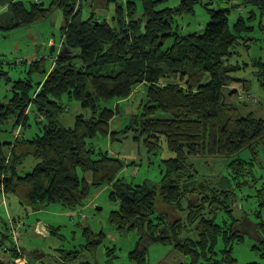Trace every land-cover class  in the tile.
Here are the masks:
<instances>
[{
  "label": "trees",
  "instance_id": "1",
  "mask_svg": "<svg viewBox=\"0 0 264 264\" xmlns=\"http://www.w3.org/2000/svg\"><path fill=\"white\" fill-rule=\"evenodd\" d=\"M98 1L51 0L45 8L40 0L28 5L0 0L2 31L30 27L58 8L64 16L62 38L53 44L55 54L28 62L23 79L13 81L0 71V81L5 79L11 92L9 99H0V136L12 134L10 142L0 141V200L12 195L23 208L59 204L74 211L83 207L89 186H109L110 200L116 204L110 224L120 232L140 234L130 255L135 264H144L148 247L155 243L171 245L188 258L181 264H236L232 244L242 240L233 229L236 221L225 230L207 216L232 213L229 179L221 176L218 183H209L196 169L195 159L229 158L249 150L252 162L258 148L264 153V119L243 115L229 96L232 84L244 82L232 76L241 69L230 64L233 49L240 42L248 49L258 40L249 34L264 30V23L253 27L248 21L257 15L264 18V0H243L239 9L248 8L249 16H238L233 26L229 9H209V22L200 32L186 35L178 32L175 19L191 15L199 0H181L177 7L160 11L155 10L158 2L144 0L141 17L134 0L124 8L118 2L113 14L104 12L112 0L102 3L104 7H97ZM252 67L264 90V60L254 59ZM138 86L146 88L139 115L121 132L111 133L109 123L119 110L118 105L115 110L106 105L129 99ZM64 98L78 102L89 116L80 114L71 128L62 126ZM157 113L170 118L156 119ZM31 118L38 131L30 128ZM128 133L142 140L148 153L156 152L162 139L166 142L172 156L163 161L157 184L128 183L120 176L124 161L94 144L98 136L112 143ZM27 158L36 163L22 174ZM246 164L225 162L228 176L242 175ZM80 172L91 174V184ZM157 202L167 210L185 212L184 220L171 221L167 210L156 209ZM189 225L196 241L181 236ZM13 232L18 235L16 220L0 225V264L24 257L12 240ZM83 233L86 250L94 253L100 236L87 229ZM261 245L256 249L264 258V242Z\"/></svg>",
  "mask_w": 264,
  "mask_h": 264
},
{
  "label": "rangeland",
  "instance_id": "2",
  "mask_svg": "<svg viewBox=\"0 0 264 264\" xmlns=\"http://www.w3.org/2000/svg\"><path fill=\"white\" fill-rule=\"evenodd\" d=\"M26 5L34 0H21ZM51 0H40L45 8L49 7ZM103 1V2H102ZM100 0L97 7H102L106 0ZM120 1L122 8L127 6L128 1L133 0H112L111 4L104 10L113 14L117 3ZM138 17L143 12V1L134 0ZM156 1L155 10L160 11L168 8H175L181 0H152ZM243 0H199L193 8L191 15L176 17L175 26L182 35L200 31L210 20L209 9H229V25L233 26L238 16L247 18L248 8L239 9ZM104 7V6H103ZM87 9L83 10L81 17L85 18ZM260 22L264 23V18L257 15L252 21H248V26L257 27ZM64 16L62 9H56L42 22L30 27H21L9 32L0 30V71H5L11 80L16 81L26 76L28 62L34 59L47 58L51 54L48 42L55 41L56 45L62 38V26ZM257 38L251 43L248 49L244 48L240 42L233 49L231 65H238L241 69L233 73L232 76L244 82L235 83L230 86V90L235 91L232 96L243 115L251 114L256 118L264 119V90L260 87L254 76L252 61L257 58L264 60V30L251 32L249 34ZM39 79L38 76L33 80ZM5 79L0 81V99H9L11 96L10 86H6ZM247 87V89H246ZM144 86L137 88L130 98L125 102L110 103L108 108L115 110L118 105L119 113L109 123L111 133L121 132L127 127L134 116L139 115L140 107L145 102ZM243 102L245 103L243 105ZM66 112L60 117L61 125L71 128L75 117L82 114L88 117L89 112L83 111L79 103L75 100L63 99ZM244 106L245 111H243ZM250 105V106H249ZM249 106V108H248ZM156 119H169L168 115L157 113ZM30 128L38 131L33 118L29 119ZM29 135V132L26 133ZM128 133L126 138L110 142L108 137L98 136L94 141L96 148L107 152L108 155L116 156L124 161V169L120 176L128 183L141 185L145 182L157 184L161 179L163 161L172 156L167 149L166 142L162 139L160 147L156 152L148 153L142 140L133 141ZM122 137V136H121ZM12 134H2L1 142H10ZM251 153L249 150L242 151L233 157H199L195 159L196 169L208 177L209 183H218L221 176L229 179L227 190L231 197L228 205L232 213L216 211L209 217L215 218V224L220 225L225 230L230 224L236 221L233 229L239 232L242 237L238 243L232 244V257L236 264H264V258L260 250L264 242V153L258 148L257 159L250 162ZM240 160L246 162L244 171L246 174L229 175L225 168V162ZM36 161L27 158L21 170L22 174L29 172ZM80 177L91 184V174L80 172ZM256 179L253 183L252 180ZM210 187H214L210 185ZM263 190V192H261ZM111 187L104 186L93 188L89 186L88 195L83 207L74 211L64 209L59 204L48 205L39 209L23 208L18 204L17 198L12 195L5 196L0 200V225L7 224L12 218H17V245L24 251V257L10 259L9 264H135L130 259L131 253L137 248L140 234L138 231L120 232L109 222V216L116 209V204L110 200ZM262 193V195H260ZM4 204V205H3ZM185 207V206H184ZM156 209L165 211L164 206L156 203ZM165 209V210H164ZM169 219L177 221L184 220L186 213L175 210H167ZM44 228V233H37L38 227ZM189 228V230H188ZM89 230L92 234L101 238L100 244L95 246L94 253L86 250L87 239L83 233ZM181 236L196 241L197 233L189 225ZM5 244L10 247V243L5 240ZM222 245H219L221 248ZM218 250V249H217ZM26 261H25V260ZM5 262L8 263L5 257ZM188 258L178 253L171 245L155 243L148 247L145 254L144 264H181L187 263Z\"/></svg>",
  "mask_w": 264,
  "mask_h": 264
},
{
  "label": "crops",
  "instance_id": "3",
  "mask_svg": "<svg viewBox=\"0 0 264 264\" xmlns=\"http://www.w3.org/2000/svg\"><path fill=\"white\" fill-rule=\"evenodd\" d=\"M119 2H120V1H119ZM54 42H55V41L50 40V41L48 42V46H49L50 48L53 47ZM238 84H239V83H238ZM139 87H141V86L136 87V88L134 89V91H135L137 88H139ZM134 91H133V93H134ZM133 93H132V94H133ZM236 96H237V95H236ZM236 96H234V99L232 98V102H233V103H235L234 100L236 99ZM230 97H231V96H230ZM237 97L241 98L239 95H238ZM127 100H128V99H126V101H127ZM121 102H125V100H124V101H121ZM119 103H120V102H119ZM244 104H245V103L243 102V105H244ZM243 105H242V107L244 108ZM249 106H250V105H249ZM249 106H248V108H249ZM245 109H246V108H244L243 111H245ZM126 135H127V134H126ZM126 135L124 136V139L126 138ZM131 138H132L133 141H135V140H134V135H133V134L131 135ZM121 160H122V159H121ZM17 202H18V200H17ZM3 203H4V202H3ZM18 204H19V202H18ZM16 219H17V218H12V221H13V220H16ZM12 225H13V224H12ZM40 226H41V225H40ZM40 226H39L38 229H37V233L42 234L44 230H43V228H42V232H41ZM4 262H5V261H4ZM5 263H6V262H5Z\"/></svg>",
  "mask_w": 264,
  "mask_h": 264
},
{
  "label": "built area",
  "instance_id": "4",
  "mask_svg": "<svg viewBox=\"0 0 264 264\" xmlns=\"http://www.w3.org/2000/svg\"><path fill=\"white\" fill-rule=\"evenodd\" d=\"M78 2H79V1H78ZM17 133H18V132H17ZM17 133H16V134H17ZM42 228H43V227L40 226L41 232H42ZM43 230H44V228H43ZM43 233H44V231H43ZM12 240H13L15 243L17 242V235H16L14 232L12 233Z\"/></svg>",
  "mask_w": 264,
  "mask_h": 264
},
{
  "label": "water",
  "instance_id": "5",
  "mask_svg": "<svg viewBox=\"0 0 264 264\" xmlns=\"http://www.w3.org/2000/svg\"><path fill=\"white\" fill-rule=\"evenodd\" d=\"M201 31V30H200ZM200 31H198V32H200ZM51 51H54V48L53 47H51ZM235 91H232L231 93H229V96H232V94L234 93Z\"/></svg>",
  "mask_w": 264,
  "mask_h": 264
}]
</instances>
